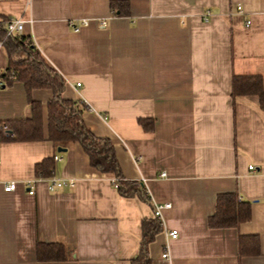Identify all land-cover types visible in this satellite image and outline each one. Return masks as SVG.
Wrapping results in <instances>:
<instances>
[{
    "label": "crops",
    "instance_id": "obj_1",
    "mask_svg": "<svg viewBox=\"0 0 264 264\" xmlns=\"http://www.w3.org/2000/svg\"><path fill=\"white\" fill-rule=\"evenodd\" d=\"M126 1L128 14L115 15L111 0H0V20L24 16L23 34L65 78L63 97L85 102L88 127L114 142L124 177L151 199L123 196L80 142L59 151L48 138L53 89H34L44 138L0 141V264H132L156 203L171 205L151 264H264V109L258 94H233L239 75L264 87V0ZM8 64L0 40V76ZM31 113L23 82L0 86V122ZM50 158L54 174L39 176ZM54 176L75 185L50 191ZM228 192L250 202L251 217L212 228L217 195ZM243 235L259 238L258 253H240ZM56 243L63 259H38Z\"/></svg>",
    "mask_w": 264,
    "mask_h": 264
},
{
    "label": "trees",
    "instance_id": "obj_2",
    "mask_svg": "<svg viewBox=\"0 0 264 264\" xmlns=\"http://www.w3.org/2000/svg\"><path fill=\"white\" fill-rule=\"evenodd\" d=\"M111 8L115 15L128 14L129 2L126 0H111ZM9 17L0 20V40L8 54L9 64L0 76L2 85L7 86L13 81L23 82L28 91L32 108L30 117L1 121L0 125L7 126L11 131L9 137L0 131L2 140H34L44 138L42 102L31 98V91L37 88L53 89L54 95L48 104L49 139L57 146L68 147L70 143L80 142L94 168L118 178L120 193L127 196H137L151 202L144 185L137 180L125 178L116 156L115 144L108 137L95 134L86 124L83 112L85 102L63 97L66 81L63 75L50 66L42 56L38 46L28 35L7 34ZM233 94H258L260 105L264 109V87L259 75H239L234 77ZM145 119L140 123L146 126ZM53 159H45L36 166L37 174L50 176L54 174ZM216 212L208 219V225L229 228L250 219L252 209L248 200H240L235 192L217 195ZM143 233L138 257L132 264H151L152 258L149 247L163 226L160 218L154 216L142 221ZM240 253L252 254L259 251V238L253 235H243L240 238ZM62 244H44L38 249V259L58 260L64 257Z\"/></svg>",
    "mask_w": 264,
    "mask_h": 264
},
{
    "label": "built area",
    "instance_id": "obj_3",
    "mask_svg": "<svg viewBox=\"0 0 264 264\" xmlns=\"http://www.w3.org/2000/svg\"><path fill=\"white\" fill-rule=\"evenodd\" d=\"M209 13L206 15L205 17V20L208 19L209 17ZM26 19L24 18L23 15L21 16H17V17H12V18H9L8 21H7V34H13V35H21L23 34V31H24V26H25V23H26ZM89 23V19H83L78 25L77 24H74L73 22H70V26L73 27L75 30H79L80 26L81 25H85V24H88ZM250 24V22H249ZM101 25L104 26L106 25V21L105 20H102L101 21ZM2 85L1 81H0V86ZM82 84L81 83H77V87H80ZM105 119L107 118V116H104ZM3 131V134L7 137H9L11 135V131L8 130L7 126H3V124L0 125V131ZM0 141H1V135H0ZM140 159L137 158L136 160L138 161ZM0 163H1V159H0ZM251 169H255L254 166H250ZM162 175H166L165 172H163ZM111 182L113 184H115L116 187L119 186V182H118V178L117 177H114L112 176L111 178ZM16 185H17V181L15 180H11V182L9 183H6L4 185V188L6 189V191H11V190H14L16 189ZM26 187L28 188V192L30 194H35L36 193V187H35V180H28L26 181L25 183ZM64 185H67V186H71V187H74L75 185V182L74 180H69V181H65L64 179H61L59 177H51L49 180H48V186H49V190L50 191H54L56 189H59L61 187H63ZM171 205V203H156L155 206H154V216H157L160 218V220L162 221V210L164 208H169ZM167 235L171 238H176L179 236V230L178 229H171L170 231L167 232ZM163 257L165 258H171V255L169 254V252L166 250L162 253Z\"/></svg>",
    "mask_w": 264,
    "mask_h": 264
},
{
    "label": "water",
    "instance_id": "obj_4",
    "mask_svg": "<svg viewBox=\"0 0 264 264\" xmlns=\"http://www.w3.org/2000/svg\"><path fill=\"white\" fill-rule=\"evenodd\" d=\"M58 150L59 151H66V148L59 147Z\"/></svg>",
    "mask_w": 264,
    "mask_h": 264
}]
</instances>
